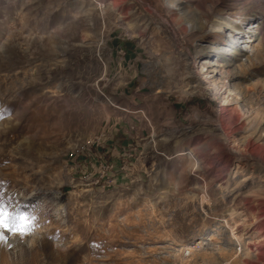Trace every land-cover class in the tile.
<instances>
[{
    "label": "rangeland",
    "instance_id": "rangeland-1",
    "mask_svg": "<svg viewBox=\"0 0 264 264\" xmlns=\"http://www.w3.org/2000/svg\"><path fill=\"white\" fill-rule=\"evenodd\" d=\"M0 206V264H264V0H0Z\"/></svg>",
    "mask_w": 264,
    "mask_h": 264
},
{
    "label": "snow or ice",
    "instance_id": "snow-or-ice-1",
    "mask_svg": "<svg viewBox=\"0 0 264 264\" xmlns=\"http://www.w3.org/2000/svg\"><path fill=\"white\" fill-rule=\"evenodd\" d=\"M29 218L24 216H13L6 208L0 206V229H7L9 231H19L24 234L28 230V225L18 226L17 221H27ZM5 237L0 233V241L4 240Z\"/></svg>",
    "mask_w": 264,
    "mask_h": 264
},
{
    "label": "bare ground",
    "instance_id": "bare-ground-1",
    "mask_svg": "<svg viewBox=\"0 0 264 264\" xmlns=\"http://www.w3.org/2000/svg\"><path fill=\"white\" fill-rule=\"evenodd\" d=\"M214 25H215V27L218 29V30H222V29H224L223 28V24H222V22L221 23H214ZM255 28V27H254ZM228 111V110H227ZM225 116V115H224ZM254 214H253V216H254V219H255V221H256V223L258 224V226L260 227V233H262V232H264V209H263V207H261V206H259V207H256L254 210ZM247 213H248V211H247ZM253 219V220H254ZM254 221V222H255ZM252 223V222H251ZM251 223H244V224H238L239 225V227H241V226H247V225H249V224H251ZM239 227H238V229H239ZM234 229V228H233ZM235 230V229H234ZM234 233L235 232H233V235H234ZM259 254L260 255H264V251H262V250H259Z\"/></svg>",
    "mask_w": 264,
    "mask_h": 264
}]
</instances>
